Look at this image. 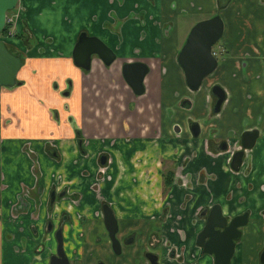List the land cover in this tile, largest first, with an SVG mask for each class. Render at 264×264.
<instances>
[{"label": "crops", "instance_id": "obj_1", "mask_svg": "<svg viewBox=\"0 0 264 264\" xmlns=\"http://www.w3.org/2000/svg\"><path fill=\"white\" fill-rule=\"evenodd\" d=\"M193 3L195 8L191 7ZM217 3L218 0H20L18 32L24 37L9 42L26 57L18 74L25 83L12 89L0 85V264H48L45 253L40 251L46 235L49 196L53 185L59 186L61 176L63 183L68 182L83 197L75 213L83 214L87 225L82 227L80 220L73 219L75 232L71 233L69 227L67 233L70 244V238L83 230L84 243L78 241L76 245L83 247L78 257L83 264H94L93 247L106 240L103 219L98 217L104 203L113 205L121 233H132L135 261L140 262L154 234H163L170 243L169 247H161L164 264H194L198 260L210 264L211 259L201 257L195 244L202 222L193 224L200 209L211 204L210 194L203 187L197 188L195 199L183 209L182 191L173 190L170 218L162 223L161 209L151 208L134 183L138 151L149 154L153 169L157 168V159L168 165L179 154L196 151L197 157L185 171L194 179L202 168L217 176L211 182L213 202L223 206L226 216L249 213L233 264H263L264 2L231 0L222 12L225 52L215 75L198 93L190 92L177 62L187 32L199 20L192 18L194 11L200 7L203 16L213 15ZM185 9L188 13L181 14ZM161 22L175 24V28L166 33ZM84 31L116 52L119 59L111 68H105L97 57L93 58L89 74L75 65L73 52ZM134 61L151 67L147 92L142 97L135 96L122 79V65ZM214 84L226 90L228 101L209 137L211 127L206 120ZM67 87L71 95L64 98L62 91ZM184 100L189 101L182 104ZM52 110H58V119ZM69 115L76 118L85 135L86 158L67 121ZM191 120L202 125L197 139L189 132ZM152 125L153 132L149 131ZM175 125L182 128L180 138L175 135ZM250 130L261 135L251 151L248 174L244 173L245 166L239 174L228 170V153L217 157L208 154V138L217 152L222 141L229 140L232 145ZM157 132L162 134L159 149L153 145ZM49 142L57 147V156L50 154ZM26 147L40 162L39 184ZM102 152L111 156L108 175L112 181L96 178ZM95 184L100 187L93 189ZM28 192L31 196L23 200L21 196ZM69 202L66 198L58 205L67 207ZM38 205L39 215L34 219L32 214ZM176 230L185 231V238ZM46 245L52 248L54 242L46 241ZM170 248L183 255V263L170 258Z\"/></svg>", "mask_w": 264, "mask_h": 264}, {"label": "flooded vegetation", "instance_id": "obj_2", "mask_svg": "<svg viewBox=\"0 0 264 264\" xmlns=\"http://www.w3.org/2000/svg\"><path fill=\"white\" fill-rule=\"evenodd\" d=\"M264 2V0H261ZM231 0H218V8L217 11L215 12V14L213 15H207V16H203L204 14H202L203 12H200L201 8L198 7L196 9V11H194V13L192 14V18L194 19H199L197 20L192 27L190 28V30L187 32L186 38L183 42V45L181 46V49L179 51L178 57H177V62L180 66V68L183 70V67L180 65L179 63V56L180 53L182 51V49L184 48V46L186 45V42L188 40V37L192 31V29L200 22L205 21V20H210L213 19L215 17H220L223 21V34L222 37L213 45L212 47V54L213 56L216 58L217 60V67L216 69L209 75L207 76L201 86L199 87L198 90L196 91H192L187 83L186 80V76H185V72H184V76H185V80L187 83V87L190 90L191 93H198L202 87L206 84V82L212 78L218 67H219V58L222 55V53L225 52V49L222 45L223 42V38H224V34H225V29H226V24H225V20L222 17V12L229 6ZM192 8H195V4H191ZM199 10V11H198ZM188 13V10H183L181 12V14L186 15ZM21 5H20V0L18 1L16 7L10 11L7 12L6 14V23H5V28L4 30L0 33V42H3L6 49L8 50V52L14 56L17 57L19 59H21V68L19 69V71L22 69V67L24 66V62L26 61V57L25 55L20 52L16 47H13L10 45L9 41H16V40H20L22 37H24V35H20V33L18 32V23L21 19ZM182 18V17H181ZM160 27L164 30V32L169 33L171 32V29L175 28V24H169V23H159ZM183 23L180 22L179 26L181 28H183ZM174 27V28H173ZM83 34H86L87 37L90 38H97L99 40H101L98 37H93V36H89L87 32H82L77 40L76 45L79 43L80 38ZM26 35L28 36V33H26ZM101 42H103V44L110 49V51L113 53L114 55V59L113 61H111V63L107 64L105 61L101 60L98 56L93 55L92 59H91V66L89 70H85L81 67H79L76 63L75 65L80 68L82 71H84L85 73L89 74L92 72V67H93V58L97 57L105 66V68L109 69L111 68L116 61L119 59L116 52L111 49L104 41L101 40ZM75 45V47H76ZM75 51V49H74ZM73 58H74V52H73ZM75 62V60H74ZM135 64H141L143 66L146 67V74L145 77L142 81V85H143V92L142 94H138L135 92V90L133 89V87L131 85H129V82L127 81L125 72H129L131 71L133 74H135L137 72V68H130L126 69L127 66H131V65H135ZM19 71L17 73L16 76V85L13 87H7V86H3L2 84H0L2 87L4 88H8V89H12V88H16L18 86H23L24 85V81H21L18 79V74ZM151 73V67L148 63H145L143 61H134V62H124V64L122 65V79L124 80V82L126 83V85L131 89L132 93L137 96V97H142L146 94L147 92V88H146V80L147 77L149 76V74ZM72 86V82L69 83V87L71 89ZM54 87L59 88L58 84L55 83ZM215 87L220 88L223 92L224 95V100L221 102V105L219 107L218 110H216V106L219 102V98L217 96H215L213 90ZM68 89V87L62 91V96L64 98H69L71 95V90ZM210 94H211V98H212V107L210 110V113L208 115V119L206 120L207 126L211 127L208 130V135L209 137H212L214 132H215V120L216 118H218L223 110L224 105L227 103L228 101V94L226 92V90L220 85V84H214L212 85V87L210 88ZM189 100H184V102H182V104H187ZM66 110H70L68 107V103H66L65 106ZM53 116L56 117V119L59 118V112L58 110H52ZM68 123L70 124V126L73 128L74 130V134H75V139L78 141L79 143V147H80V151L81 153L84 155V157H88L87 152L84 149V144L86 142L85 139V135L83 133L82 128L80 127L79 123L77 122L76 118L73 115H69L67 118ZM152 122V121H151ZM216 124V123H215ZM196 126V127H195ZM153 125L150 127V130L152 129L153 132ZM174 132L175 135L179 136L182 133V128L180 125H175L174 126ZM189 132L191 134V136L193 138H199L201 136L202 133V125L200 122L197 121H193L191 120L190 124H189ZM157 136L154 138L153 140V145L156 149H159L160 147V138L162 136V134L160 132H157ZM154 134V133H153ZM260 133L257 130H250V131H246L244 132L241 137L237 140V142H235L234 144H230L231 142L229 140L226 141H222L220 146H218V151L216 152V150H213L211 148V144H210V140L209 138L206 140V149L208 151V154L213 156V157H217L219 154L221 153H228L229 154V160H228V164H229V168L228 170H230V172L232 174H239L242 171V168L245 166V174H248L251 170L252 164H251V151L254 149L257 140L260 137ZM252 137H255L254 139V143L253 145H251V147H248V145L250 144V140ZM50 154L52 156H57L58 155V149L55 145H53L52 143H50ZM26 152H28L27 154L33 159L32 162V168L34 169V173L37 176V183L39 184L41 181V168H40V162L39 160L33 156L34 152H30L29 147L25 148ZM239 153H242V159L241 162L238 165H233L234 159L236 156H238ZM136 154V158H134V170L137 172L134 175V183L135 185H138V191H142L144 194V197L146 200L149 201L151 208L154 207H158L161 209V211L163 212V215L160 218V221L162 223H166L169 218H170V209L172 206V200L174 198V196L172 195V191L177 189L179 191H182L183 193V202L181 204V208H186L190 203L193 202V200L195 199V192L197 190V188L199 187H203L205 188V190L210 194L211 197V204L205 207H202L198 213L196 222L194 221V225L195 224H199V221L202 222V225L198 228V231L196 233L195 236V244L198 248H200L201 250V257L204 258H210V264H216L217 262V258L219 257V255L216 254V252L218 251L219 253L222 254V257L225 258V256H227L228 253L232 252V255L229 259V263L228 264H233V261L235 259L236 256V252H237V247L239 244H241L243 242V238H244V229L245 227L248 225L249 223V213L245 212L243 214L234 216V217H229L226 216L224 214V210H223V206L220 203H214L213 202V191L211 188V182H213L214 180H216L217 176L214 174H208L206 171V168H202L200 169V172L198 174V177L196 179H194L192 177L191 174L187 173L186 167L197 157V152L196 151H192L190 154H179V157L177 158V160H174L175 162H173L172 164H168V165H164L163 161L161 159H157L156 161V165L157 168L153 169L151 167L150 161L151 158L149 156L148 153L142 152V151H138V153ZM110 160H111V156L109 154H103L100 153L99 154V161H100V165H99V171H98V176L96 177L97 180H102L103 182L108 181H112L113 178L112 176L108 175V168L111 166L110 164ZM134 171V172H135ZM1 177H3V173L0 174ZM53 175V174H52ZM59 186H55V184L52 187L50 196H49V201H48V220L45 226V237H43L42 241H43V245L41 248V253H45V257L48 260V264H51V259L54 256H57V252H58V240H57V233L59 231H61L62 233V237H63V248H64V252L66 254V257L69 260L70 264H83L85 262H81L79 260V251H81V249L83 247L80 246H76L78 244V241L81 243H84V235H83V230L80 231L79 233H77L78 239L74 237L70 238L71 243L69 244L67 242V233H68V228L70 227V231L71 233L75 232V224H74V220H80V225L82 227H85L87 225V218L81 214L80 212L75 213V208L79 207L80 205V201H82L83 197L81 195V193L77 192V191H73L72 188L68 185L69 183H63L62 180V176L59 178ZM97 184H95V186H93V189H97L99 188V184L98 186H96ZM264 190V187H263ZM31 196V192L29 193H24L22 197V199L25 197L28 198ZM69 198L70 202L68 203L67 207H62L60 205H58V203L63 199ZM23 199V200H24ZM60 200V201H59ZM107 205L112 213L114 214V217L117 221V226H118V230L116 232V239L119 241L120 244V248H119V253H117L116 251H114L113 249V242L111 240L110 237V233L105 225V217H104V206ZM38 209H40V205L37 206L36 211L32 214V218H38L39 215V211ZM16 215V214H15ZM264 216V214H263ZM98 217H101L103 219V224L105 227V233H106V239H107V243L110 245L111 249H112V254L120 256L123 254L124 252V247H134L135 241H134V237L131 234L128 235H124L121 233V227H120V222L119 219L116 216L115 210L113 208V205L109 204V203H104L102 204L101 210L98 213ZM180 219H177L176 222H179ZM161 223V224H162ZM160 230H158L157 232H159ZM177 231V230H176ZM182 238H185V231L182 230H178L177 231ZM50 240H52L54 242V247L51 248V246L46 245V241L49 242ZM234 244V245H233ZM74 245V246H73ZM162 246H166L169 247L170 243H169V239L165 238L163 234L157 235L154 234L151 238L150 241V247L146 250L143 251L142 257L140 262L135 261V264H151L150 259L147 257L148 255H153L155 257H157V264H164V260H163V256L161 253V247ZM68 247L71 248L72 250L71 252L68 251ZM210 250H212L213 252L210 254ZM232 250V251H231ZM169 255L171 256V259H175L178 262H184V257L181 254H177L176 249L174 248H170L169 251ZM218 256V257H217ZM220 259V258H219ZM261 261L264 264V251L261 255ZM99 264H106L104 263H99ZM194 264H205L204 262L198 260L196 261Z\"/></svg>", "mask_w": 264, "mask_h": 264}, {"label": "water", "instance_id": "obj_3", "mask_svg": "<svg viewBox=\"0 0 264 264\" xmlns=\"http://www.w3.org/2000/svg\"><path fill=\"white\" fill-rule=\"evenodd\" d=\"M19 0H0V33L5 28L6 14L8 11L14 9ZM223 21L220 17H215L210 20H205L198 23L191 31L186 45L182 49L179 56V63L183 67L186 80L189 88L196 91L201 86L203 80L209 76L217 67V60L212 54L213 45L222 37ZM96 55L107 64L114 59L113 53L107 48L101 40L97 38L87 37L83 34L79 43L75 47L74 60L75 63L85 69L89 70L91 66L92 56ZM137 68V72L133 74L131 71L125 72L129 85L133 87L136 93L142 94V81L146 74V67L141 64L127 66L126 69ZM21 68V59L12 56L6 49L3 42H0V84L7 87L16 85V76ZM215 96L219 98L216 110L219 109L221 102L224 100L223 91L215 87L213 90ZM196 127V126H195ZM255 137H252L248 147L254 143ZM242 153L235 157L233 165H238L242 159ZM105 225L110 233L113 242V249L119 253L120 244L116 239V232L118 230L117 221L111 209L104 206ZM58 240V254L52 257L51 264H70L63 248V237L61 231L57 233ZM234 245V244H233ZM232 251V250H231ZM210 254L213 252L209 251ZM219 257L216 264H228L232 252L228 253L225 258L218 251ZM151 264H157V257L153 255L147 256ZM220 258V259H219Z\"/></svg>", "mask_w": 264, "mask_h": 264}, {"label": "rangeland", "instance_id": "obj_4", "mask_svg": "<svg viewBox=\"0 0 264 264\" xmlns=\"http://www.w3.org/2000/svg\"><path fill=\"white\" fill-rule=\"evenodd\" d=\"M76 238L78 239V236H76ZM71 249L72 247L71 248L68 247L69 252H71ZM93 249L95 250V258L93 260L94 264H99L104 262L106 264H134L135 262L132 256L135 255L134 252L136 251V247L128 248L125 246L123 254L117 256L115 254L114 255L112 254V249L110 245L107 243V239L106 240L104 239L103 245L101 243H97L96 245H94Z\"/></svg>", "mask_w": 264, "mask_h": 264}]
</instances>
